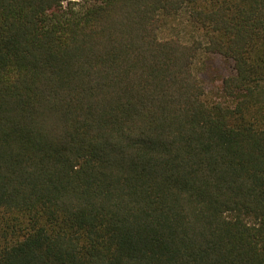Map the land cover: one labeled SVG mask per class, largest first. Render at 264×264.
Wrapping results in <instances>:
<instances>
[{
	"label": "trees",
	"instance_id": "16d2710c",
	"mask_svg": "<svg viewBox=\"0 0 264 264\" xmlns=\"http://www.w3.org/2000/svg\"><path fill=\"white\" fill-rule=\"evenodd\" d=\"M0 264H264V0H0Z\"/></svg>",
	"mask_w": 264,
	"mask_h": 264
},
{
	"label": "rangeland",
	"instance_id": "374dc122",
	"mask_svg": "<svg viewBox=\"0 0 264 264\" xmlns=\"http://www.w3.org/2000/svg\"><path fill=\"white\" fill-rule=\"evenodd\" d=\"M169 32H170L169 30L164 29V30H162L161 33H163V35L167 36ZM229 65H230V63L225 62V60L222 57L213 56L212 57V65H210L206 74L205 73L202 74V77L209 85H211V75L213 77H217V75H219L221 73L227 74L231 70ZM199 67H201L200 63H198V68ZM215 70L219 71L217 75H216L217 72H215Z\"/></svg>",
	"mask_w": 264,
	"mask_h": 264
}]
</instances>
